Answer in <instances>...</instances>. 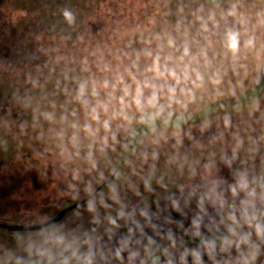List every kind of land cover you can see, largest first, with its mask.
<instances>
[{
	"label": "clouds",
	"instance_id": "9594fccd",
	"mask_svg": "<svg viewBox=\"0 0 264 264\" xmlns=\"http://www.w3.org/2000/svg\"><path fill=\"white\" fill-rule=\"evenodd\" d=\"M149 2L123 46L57 58L67 100L37 120L75 203L0 264H264V0Z\"/></svg>",
	"mask_w": 264,
	"mask_h": 264
},
{
	"label": "rangeland",
	"instance_id": "374dc122",
	"mask_svg": "<svg viewBox=\"0 0 264 264\" xmlns=\"http://www.w3.org/2000/svg\"><path fill=\"white\" fill-rule=\"evenodd\" d=\"M246 2L251 6L257 0ZM64 7L77 13L75 28L63 22ZM153 10L149 0H0V257L6 249L26 256L21 237L34 235V231L7 227L39 226L45 216L55 218L69 202L75 203L67 195L70 177L60 166L51 126L42 118L37 120L49 101L63 105L67 100L63 91L67 81L62 76L66 65L57 58L85 55L98 43L123 46L128 39L124 30ZM34 80L39 81L38 87L33 86ZM245 84L251 96L249 79ZM256 92L264 104V77ZM24 97L32 98L31 107L23 106ZM248 163L258 167L264 160L257 157ZM221 168L220 174L231 179L229 170Z\"/></svg>",
	"mask_w": 264,
	"mask_h": 264
},
{
	"label": "water",
	"instance_id": "95a60500",
	"mask_svg": "<svg viewBox=\"0 0 264 264\" xmlns=\"http://www.w3.org/2000/svg\"><path fill=\"white\" fill-rule=\"evenodd\" d=\"M37 226L32 227H7L10 231H33Z\"/></svg>",
	"mask_w": 264,
	"mask_h": 264
}]
</instances>
